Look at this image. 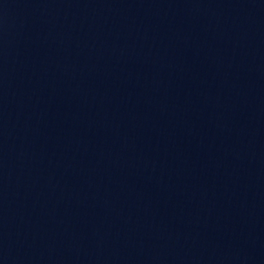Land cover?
I'll return each mask as SVG.
<instances>
[{
  "label": "water",
  "instance_id": "water-1",
  "mask_svg": "<svg viewBox=\"0 0 264 264\" xmlns=\"http://www.w3.org/2000/svg\"><path fill=\"white\" fill-rule=\"evenodd\" d=\"M0 264H264V0H0Z\"/></svg>",
  "mask_w": 264,
  "mask_h": 264
}]
</instances>
